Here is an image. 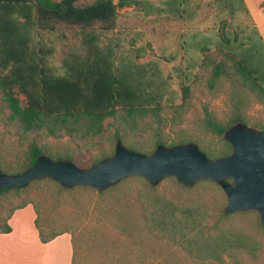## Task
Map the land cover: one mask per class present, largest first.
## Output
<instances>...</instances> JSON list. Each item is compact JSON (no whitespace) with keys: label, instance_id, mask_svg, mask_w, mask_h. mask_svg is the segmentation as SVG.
Instances as JSON below:
<instances>
[{"label":"trees","instance_id":"1","mask_svg":"<svg viewBox=\"0 0 264 264\" xmlns=\"http://www.w3.org/2000/svg\"><path fill=\"white\" fill-rule=\"evenodd\" d=\"M130 7L144 25L167 21L189 28L177 35L170 33L171 38L165 40L169 44L160 49L158 58L143 61L153 49L147 34L138 33L128 44L122 38L127 29L119 27V11ZM206 8L211 15L203 20ZM70 29L81 36L75 48L68 44ZM60 53L61 59L57 58ZM162 61L170 70H165ZM209 69L210 89L225 77L243 92L254 93L259 100L264 97V41L244 0H0V93L10 110L9 121L18 123L25 133L59 136L65 132L87 139L100 137L109 118L118 117L132 130L147 117L161 122L165 110L186 107L197 72ZM205 122L219 136L237 123L247 126L241 116L226 126L211 116ZM258 125L264 132L262 124ZM114 137L116 144L121 140L128 145L121 132ZM223 142L226 148L220 154L204 148L203 152L211 159L227 156L232 146ZM180 144L187 141L180 139L170 146ZM159 145L167 146L161 137L155 146ZM132 148L146 155L153 152ZM46 154L33 142L17 174ZM113 154L96 159L90 167ZM57 158L78 164L69 153ZM148 187L151 192L157 190V186ZM8 191L0 190V195ZM160 202L152 204L158 209L152 214L159 226L176 228L189 223L192 228L196 223L192 214L180 220L167 205L156 206ZM10 232L6 224L0 233ZM63 233L47 238L39 230L44 243ZM237 239L221 235L213 243H196L190 238L189 245L200 244L208 254L212 248L218 253L238 248Z\"/></svg>","mask_w":264,"mask_h":264},{"label":"rangeland","instance_id":"2","mask_svg":"<svg viewBox=\"0 0 264 264\" xmlns=\"http://www.w3.org/2000/svg\"><path fill=\"white\" fill-rule=\"evenodd\" d=\"M119 12V27L127 29L122 38L128 44L139 37L138 33L145 32L153 45L143 61L158 58L160 49L169 44L165 40L171 38L170 33L177 35L189 28L178 22L144 25L133 9ZM210 15V8H206L203 20ZM67 35L69 46L75 48L80 44L81 36L72 29ZM58 55L61 59L62 54ZM162 64L166 71L170 70L164 61ZM210 70L197 72L186 107L165 110L161 122L156 117H147L132 130L118 117L109 118L105 122L107 130L100 137L87 139L65 132L59 136L23 132L18 123L9 121L10 110L0 93V167L6 174L19 173L35 142L54 160L69 153L77 166L89 168L96 159L114 153L117 131L126 137L129 146L125 147L130 150L135 147L151 153L161 137L167 146L183 139L201 146L202 151L204 148L220 154L226 148L223 137L211 132L205 120L211 116L226 126L235 116H241L249 128L261 131L258 124L264 128V97L259 100L254 93L243 92L225 77L210 89ZM148 186L140 177L125 179L103 192L90 187L66 189L48 179L35 182L25 189L0 195V232L16 211L31 206L36 215V229L45 237L63 232L73 235L75 264H264V226L258 213L223 216L227 200L217 184L202 181L181 189L174 178H167L156 191L151 192ZM158 200L161 202L156 206L167 205L180 220L192 214L196 223L192 228L189 223L176 228L159 226L152 214L158 210L152 205ZM183 233H187L185 238ZM221 235L236 236L239 247L218 253L212 248L208 254L200 244L189 245L190 238L196 243H213Z\"/></svg>","mask_w":264,"mask_h":264},{"label":"water","instance_id":"3","mask_svg":"<svg viewBox=\"0 0 264 264\" xmlns=\"http://www.w3.org/2000/svg\"><path fill=\"white\" fill-rule=\"evenodd\" d=\"M222 137L232 146V151L214 159L195 143L159 145L146 155L126 148L121 140L117 141L112 157L89 168L42 155L20 174H6L0 167V190L25 189L46 179L66 189L90 187L99 192L132 177L143 178L154 187L167 178H174L186 188L208 181L224 192L225 214L253 211L264 226V132L237 123Z\"/></svg>","mask_w":264,"mask_h":264},{"label":"crops","instance_id":"4","mask_svg":"<svg viewBox=\"0 0 264 264\" xmlns=\"http://www.w3.org/2000/svg\"><path fill=\"white\" fill-rule=\"evenodd\" d=\"M244 1L264 41V0ZM126 9L132 10L133 7ZM35 221L31 206L16 211L10 217L8 226L11 232L0 233V264H75L73 235L64 232L44 243Z\"/></svg>","mask_w":264,"mask_h":264}]
</instances>
